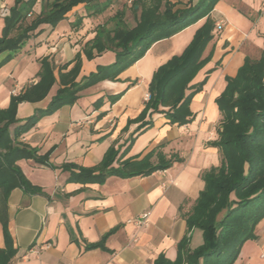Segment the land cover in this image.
<instances>
[{
  "label": "crops",
  "instance_id": "0c3cea01",
  "mask_svg": "<svg viewBox=\"0 0 264 264\" xmlns=\"http://www.w3.org/2000/svg\"><path fill=\"white\" fill-rule=\"evenodd\" d=\"M197 1L179 0L180 6ZM15 2L0 0V36L7 16L3 12L10 13ZM41 10L42 0H38L32 16ZM107 11L89 16L85 5H79L57 25L42 24L0 67V109L9 105L13 89L19 93L39 81L44 57L57 67L69 62V70L80 53L77 80L98 66L112 64L116 60L113 50L97 53L94 49L91 58L84 52L98 26L113 22L112 11L103 21ZM79 15L83 20L73 27ZM210 16L215 22L214 37L203 53L209 58L191 84L205 78L206 83L191 101V122L172 123L163 111L148 110L145 117L140 115L156 69L185 50L206 17L156 41L117 79H103L83 89L74 103L63 104L41 117L22 135L45 162L33 158L18 161L41 193L15 188L1 199L7 200L4 207L0 202V248L6 246L3 217L16 249L12 264H154L161 254L171 260L177 258L178 244L188 231L187 216L205 187L203 175L221 164L222 152L212 143L219 137L223 118L217 99L227 86V77L236 75L246 57L258 59L264 52V0H218ZM218 23H223L221 28ZM6 54H0V61ZM58 88L56 82L42 100L19 103L17 117L24 120L46 108ZM123 90L111 103L109 97ZM151 120L150 127L138 132L143 122ZM112 145L120 148L115 166L153 149V163L158 162V152L167 158L176 154L181 160L150 175H111L103 182L76 180L64 169L66 164L96 167ZM144 213H148L146 223L133 221ZM114 228L103 247H90ZM191 233L190 246L195 248L203 242L202 231L194 229ZM255 233L256 238L243 244L236 264H264V218ZM47 243L52 246L46 247Z\"/></svg>",
  "mask_w": 264,
  "mask_h": 264
},
{
  "label": "trees",
  "instance_id": "16d2710c",
  "mask_svg": "<svg viewBox=\"0 0 264 264\" xmlns=\"http://www.w3.org/2000/svg\"><path fill=\"white\" fill-rule=\"evenodd\" d=\"M37 1L16 0L10 8L0 36V54L7 53L0 61V67L13 58L42 24L57 25L79 5H85L87 15L92 16L104 13L117 2L42 0V10L32 16ZM217 1L198 0L195 4L180 6L179 0H133V12L139 13L135 26L125 25V8L118 9L112 16L114 27L99 25L96 36L84 47L89 58L93 56L94 49L97 53L113 50L116 60L110 65L98 66L96 71L81 80H77L82 65L80 53L69 70V62L57 67L49 57L42 58L39 81L18 94H12L9 105L0 109L2 207L7 200L1 199L7 198L15 188L31 193L42 192L28 180L18 164L19 160L29 158L45 162L36 148L22 140V135L41 117L54 113L63 104L74 103L79 92L90 85L103 79H117L124 69L142 58L153 43L206 17V22L197 29L185 50L156 69L149 84L151 97L140 115L145 117L148 110L163 111L172 123L184 125L191 122V101L206 83V78L197 84L191 82L209 58L203 57V53L214 37L215 22L210 14ZM82 20L83 17L79 15L73 27L79 26ZM56 82L59 88L46 108L37 110L24 120L17 117L19 103L42 100ZM126 90L111 95V103L116 102ZM217 102L223 118L218 130L219 137L212 143L222 152L221 164L210 168L203 175L205 187L187 216L188 231L178 244L177 258L171 260L161 254L154 264H236L243 244L257 237L256 226L264 218V52L258 59L246 57L236 75L227 77V86ZM151 125L152 120L143 122L138 132H143ZM119 151L120 148L112 145L101 163L93 168L66 164L64 169L70 171L71 177L76 180L103 182L111 175H150L181 160L176 154L167 158L164 153L158 152V162L153 163L152 157L156 153L153 149L143 157L127 158L115 166ZM1 220L6 246L0 248V264H12L16 249L8 233L7 220L3 217ZM194 229L202 231L203 242L192 248L191 232ZM115 230L112 229L100 242L90 247H103L104 240Z\"/></svg>",
  "mask_w": 264,
  "mask_h": 264
},
{
  "label": "rangeland",
  "instance_id": "374dc122",
  "mask_svg": "<svg viewBox=\"0 0 264 264\" xmlns=\"http://www.w3.org/2000/svg\"><path fill=\"white\" fill-rule=\"evenodd\" d=\"M132 1L133 0H117V2L112 7V9L108 10L105 13V15L103 14V21H105L106 18H109V16H111L109 14L110 11H112V14L114 15L118 9H121L122 7H124L125 8V16L123 17V21H124L125 25H127L128 27L135 26L136 20H137L136 16H138L139 13H138V15H137V13L134 14L133 7H132ZM107 26L110 28L114 27V21L112 23L109 22V24Z\"/></svg>",
  "mask_w": 264,
  "mask_h": 264
},
{
  "label": "built area",
  "instance_id": "2783aa9c",
  "mask_svg": "<svg viewBox=\"0 0 264 264\" xmlns=\"http://www.w3.org/2000/svg\"><path fill=\"white\" fill-rule=\"evenodd\" d=\"M3 14L8 15L9 12L6 10V11L3 12ZM217 25H218L219 28H221L222 25H223V23H218ZM12 94H18L17 90H16V89H13V90H12ZM150 97H151L150 92H147V93L145 94V100L148 101V100L150 99ZM147 217H148V213H144V214H142L141 216H139L138 218L133 219V221H134L135 223H137V224H143V223H146V219H147ZM131 221H132V220H131ZM50 246H52L51 243H47V244H46V247H50Z\"/></svg>",
  "mask_w": 264,
  "mask_h": 264
}]
</instances>
